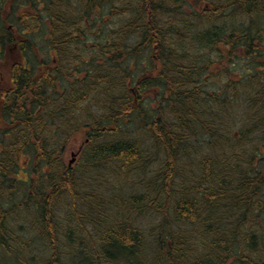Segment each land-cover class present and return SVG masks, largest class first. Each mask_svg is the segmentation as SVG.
I'll return each mask as SVG.
<instances>
[{"label": "trees", "instance_id": "obj_1", "mask_svg": "<svg viewBox=\"0 0 264 264\" xmlns=\"http://www.w3.org/2000/svg\"><path fill=\"white\" fill-rule=\"evenodd\" d=\"M0 264H264V0H0Z\"/></svg>", "mask_w": 264, "mask_h": 264}, {"label": "rangeland", "instance_id": "obj_2", "mask_svg": "<svg viewBox=\"0 0 264 264\" xmlns=\"http://www.w3.org/2000/svg\"><path fill=\"white\" fill-rule=\"evenodd\" d=\"M37 37H38L39 42L43 43V40L41 39V38H43V36L38 35ZM143 136H145V138H143L144 139L143 141L146 142V145L150 144V139H148L147 134H144ZM84 143H85V137H83V136L76 138L75 140H73L70 143L68 152L66 154V161L67 162H69L72 159V153L77 152L79 150L80 146L81 145L83 146ZM158 157H161V156L159 155ZM114 171L116 174V179H119V183H116V181H115V184L131 185L132 186V183H134L135 181L140 182V177L136 175L137 171H134V170L128 171V170L123 169L122 167H119V166L115 167Z\"/></svg>", "mask_w": 264, "mask_h": 264}, {"label": "water", "instance_id": "obj_3", "mask_svg": "<svg viewBox=\"0 0 264 264\" xmlns=\"http://www.w3.org/2000/svg\"><path fill=\"white\" fill-rule=\"evenodd\" d=\"M73 156H74V157H73V159H72L71 162H70V166H71V165L73 164V162L75 161V156H76V154L74 153Z\"/></svg>", "mask_w": 264, "mask_h": 264}, {"label": "flooded vegetation", "instance_id": "obj_4", "mask_svg": "<svg viewBox=\"0 0 264 264\" xmlns=\"http://www.w3.org/2000/svg\"><path fill=\"white\" fill-rule=\"evenodd\" d=\"M81 147H82V145L80 146V148H81ZM80 148H79V149H80ZM82 150H83V148H82ZM77 159H78V158H77Z\"/></svg>", "mask_w": 264, "mask_h": 264}]
</instances>
